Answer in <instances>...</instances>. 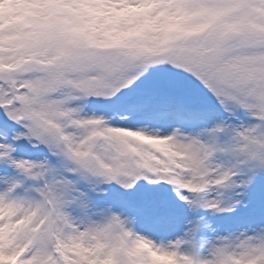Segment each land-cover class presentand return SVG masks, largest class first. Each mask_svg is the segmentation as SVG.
Wrapping results in <instances>:
<instances>
[{
    "label": "snow or ice",
    "instance_id": "obj_1",
    "mask_svg": "<svg viewBox=\"0 0 264 264\" xmlns=\"http://www.w3.org/2000/svg\"><path fill=\"white\" fill-rule=\"evenodd\" d=\"M161 257L264 264V0H0V264Z\"/></svg>",
    "mask_w": 264,
    "mask_h": 264
},
{
    "label": "clouds",
    "instance_id": "obj_2",
    "mask_svg": "<svg viewBox=\"0 0 264 264\" xmlns=\"http://www.w3.org/2000/svg\"><path fill=\"white\" fill-rule=\"evenodd\" d=\"M16 7H17L16 5L5 4L4 5V17L7 19L10 16H14L16 14V12H15ZM137 235H139V234H137ZM147 240H148V238L145 237V241H147ZM152 244H155V241H151V244L146 242L143 245V247L145 249H149ZM177 256L181 260L186 258L183 253H179V252L177 253ZM161 264H178V261L174 260L173 257H161Z\"/></svg>",
    "mask_w": 264,
    "mask_h": 264
}]
</instances>
